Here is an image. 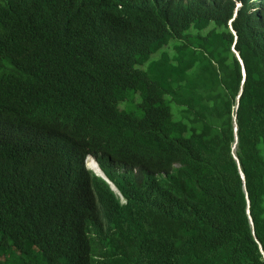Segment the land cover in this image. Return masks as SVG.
<instances>
[{"label": "trees", "instance_id": "trees-1", "mask_svg": "<svg viewBox=\"0 0 264 264\" xmlns=\"http://www.w3.org/2000/svg\"><path fill=\"white\" fill-rule=\"evenodd\" d=\"M234 9L0 0V264H264V9ZM87 153L138 171L125 205Z\"/></svg>", "mask_w": 264, "mask_h": 264}, {"label": "clouds", "instance_id": "clouds-1", "mask_svg": "<svg viewBox=\"0 0 264 264\" xmlns=\"http://www.w3.org/2000/svg\"><path fill=\"white\" fill-rule=\"evenodd\" d=\"M233 3L235 4V9H234V17L229 21L228 26H232V22L237 18L238 12L241 9H247L249 11V14L254 15L257 14L260 10L264 9V0H233ZM209 27H212L209 26ZM234 51V50H233ZM236 53V51H234ZM238 59L241 62L242 65V72L243 76L245 79V68L244 65L239 57V54L236 53ZM244 84V80L242 82V85ZM241 97V93L239 94L237 98V104L236 107L234 108L235 111L238 110L239 106V99ZM237 124H236V118L234 116V133L236 136V142L234 144V149L237 145ZM78 151H74L71 153H75ZM83 171L90 176L94 177V180L105 184L111 191L112 197L108 196L105 194V196L102 199L103 204L105 207L109 208L111 203H117L119 205H125L127 203V198H126V192L120 187L122 186L119 178L122 176H127V175H132L134 176L135 174L138 173L137 170H130L128 171V168L125 166H120L117 163L110 162L107 164L106 167H104L99 158L95 153H87L83 155ZM81 177V176H80ZM85 179H77L76 177V182L77 181H84ZM100 212L99 208L95 212H90L89 216H91L93 213Z\"/></svg>", "mask_w": 264, "mask_h": 264}, {"label": "rangeland", "instance_id": "rangeland-1", "mask_svg": "<svg viewBox=\"0 0 264 264\" xmlns=\"http://www.w3.org/2000/svg\"><path fill=\"white\" fill-rule=\"evenodd\" d=\"M160 56H161V51H159L158 53H156L155 55H153L152 58L153 59H158V58H160ZM134 97H135L136 101H139L140 100L139 94H135ZM126 104H128V103H126Z\"/></svg>", "mask_w": 264, "mask_h": 264}]
</instances>
